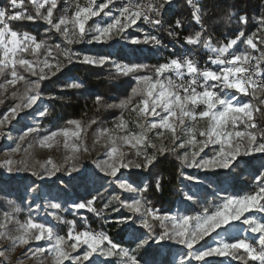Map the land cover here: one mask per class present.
I'll list each match as a JSON object with an SVG mask.
<instances>
[{
  "label": "snow or ice",
  "instance_id": "snow-or-ice-1",
  "mask_svg": "<svg viewBox=\"0 0 264 264\" xmlns=\"http://www.w3.org/2000/svg\"><path fill=\"white\" fill-rule=\"evenodd\" d=\"M185 3L190 9L191 20L200 27V31L184 38L185 43L202 45L214 53L215 58L209 59L219 66L217 71L199 68L187 57L172 58L157 66L124 63L112 59L111 53L81 56L72 50L74 44L106 43L117 37L133 45L160 46L161 41L156 35L144 33L140 39L125 33L138 21L150 25L154 31L162 29L165 5L171 7L173 0H122L119 6H116V0L100 3L87 0L86 6L77 5L72 15L66 12L55 19L58 0H7L6 5L0 6V96L9 94L11 100L10 104H5V99L0 98V105L5 107L0 113V138L9 142L5 150L7 158L0 162V168L9 174L27 172L39 181L56 177L58 173L73 176V173L81 172L80 154L94 150L103 141L104 158L95 162L103 176L98 173L87 176L85 170V179L96 183L107 178L108 186L135 194L121 199L114 188V194L107 198L103 208L98 209L94 205L102 193L94 189L96 195L89 191L91 198L83 197L69 205L77 214L87 209L97 217H101L113 202L118 206L111 207L112 212L125 208L131 215L121 216L116 222L126 226L132 246L123 247L103 231L94 232L90 228L77 231L75 220H66L59 214L68 210L64 207L68 201L45 194V217L69 225L66 235L58 234L56 223H50L47 218L38 219L42 205L37 199L41 197L42 189L33 181L26 188L33 198L27 205L28 216L23 222L17 218L23 209L16 200L8 199L6 208L0 209V264H14L13 255L18 248L21 255L15 264H25V261L32 264H165L162 259L146 258L153 244L165 241L184 249L175 264H224V260L209 258H226L228 264L233 261L264 264V171L257 170L253 192L218 197V203H209L196 214L161 213L143 197L147 185H137L135 180L122 174V170L130 169L147 171L154 166L158 156L169 153L179 161L182 179L199 184L200 178L186 175L184 169H230L233 165L239 167L243 156L264 154V70L261 68L264 65V13L252 18L256 28L250 34L245 31L249 17H235V13H229L226 19L232 21L235 18L240 28L235 38L216 46L206 35L200 0H185ZM94 17L100 19L86 29L88 21ZM18 21L43 22L47 25L46 32L59 34V42L49 43L48 39L38 40L36 35L14 30L12 22ZM181 26L177 20L175 28ZM168 34L177 35L175 31ZM239 44H245L258 54L245 50L230 53ZM65 61L67 64L109 65L117 76L132 75L136 81L131 95L119 104L106 103L102 96H95L98 109L118 108L121 114L112 127L98 125L91 149L86 142V133L92 125H97L96 120L87 124L79 120L68 121L74 130L42 127L48 108L43 103L41 84L61 71ZM166 73H173L177 79ZM65 87L81 89L84 84L71 81ZM125 112L134 117L132 123L138 131L129 127ZM25 117H31V121L17 129ZM201 120L206 121V127L199 126ZM150 134L161 143L153 142ZM58 136L64 137L63 148L67 150L64 161L56 163L48 158L41 163L35 160L33 150L37 147L52 149L60 144L55 140ZM205 149H209L211 155ZM161 180L160 176L155 177L157 190L161 188ZM183 196L188 202H197L196 194L191 190ZM48 209L52 211L48 212ZM233 232L240 235L234 236ZM206 237H211V242ZM40 241L45 244L36 245Z\"/></svg>",
  "mask_w": 264,
  "mask_h": 264
},
{
  "label": "trees",
  "instance_id": "trees-1",
  "mask_svg": "<svg viewBox=\"0 0 264 264\" xmlns=\"http://www.w3.org/2000/svg\"><path fill=\"white\" fill-rule=\"evenodd\" d=\"M6 3V1L0 0V6L6 5ZM116 3L119 6L121 2ZM200 3L204 11L203 22L205 29H207L206 35L211 37L212 43L216 46L226 44L230 39L235 38V34L240 28V25L235 22V18L232 21L226 19L229 13H235V17H239L240 15H247L249 17V25L245 28L246 34L255 31L256 25L252 18L264 13V0H200ZM65 4H67L66 0H58V7L54 11V19L60 15H64ZM28 7L29 11H31L30 6ZM165 9L164 26L159 30L161 36H159L158 32V38L163 44L174 45V47L175 44L178 46L187 45L184 38L200 31V27L191 20L190 9L186 5L185 0H174L173 5L171 7L165 5ZM177 20L181 22L182 26L180 28H175ZM12 27L19 32H28L29 34L36 35L38 40L48 39L49 43L59 42V34L46 32L47 25L41 21L12 22ZM169 31H175L177 35L170 36L168 34ZM137 35L138 38L143 39L142 35ZM121 42L122 40L117 37L115 40L100 43L91 49L90 47L83 46H79L78 49L81 53H97L100 56L111 53L112 59H115L116 55H119L120 61L124 63L133 62L157 66L167 62L169 56L172 58L176 57L171 51L168 52L165 48L162 50L150 43L123 45ZM192 47L196 51V56L200 58V62L207 59V52L202 45H192ZM234 49L235 52L245 50L251 54H258L245 44H239ZM207 64L209 65V63ZM64 65L55 76L46 79L41 84V92L45 97L44 102L48 106V115L43 119L42 127L48 130L69 127L74 130V126L67 124L68 121L79 120L87 124L91 120H96L98 122L97 125H92L91 128L87 129L86 133V142L90 147L96 138L98 125L111 127L121 114V110L118 108L98 109L94 103L95 96H102L106 103L119 104L120 100L131 95V89L136 87V81L132 75L117 76L115 70L109 65L94 66L80 62L67 64L66 61ZM261 68L264 70V65ZM166 75L173 77V73H166ZM71 81L82 82L84 87L81 89L66 88L65 85ZM50 96H54L56 99H47ZM0 98L5 99V104L11 103L9 94L0 96ZM4 111V105H0V113ZM124 115L126 116L128 113L125 112ZM37 149L38 147L33 150V157L39 161ZM151 151L149 149V152ZM205 152L211 155L209 149H205ZM95 154H97L96 150ZM65 156L63 155L58 163H62ZM241 160L242 162L239 167L233 165L230 169L205 171H189L184 169L188 175L199 177L201 181L199 184L182 179L180 176V163L174 155L169 153L158 156L154 162V166L150 167L147 171L143 169H130L122 170V174L135 180L137 185H147V191L143 192V197L161 213H172L181 204L185 213L196 214L202 207L208 206L209 203L216 204L217 198L221 195L243 196L256 189L254 177L257 174V170L264 171V154L253 153L252 155L241 157ZM79 163L81 165L80 173H73L71 178L63 173H58L54 183L50 185L44 181L42 186L51 193V196H59L61 201L68 202L83 197L91 198L88 196V192L92 191V194L96 195L94 189H98L102 195L97 198L94 206L98 209L103 208L111 193L101 188V184H104L106 180L104 179L96 183L86 180L85 170L90 171L93 164L81 160H79ZM98 174L102 176L101 173L98 172ZM12 175H15V173ZM17 175L21 178L20 182L13 177L5 185H3V181H0V209L6 208L8 199L16 200L17 204H20L23 209L21 213L17 214V218L23 222L28 216L27 205L33 198L32 196L24 197V192H27L25 180H29L31 183L36 181V184H38L39 180L31 175L22 176V173ZM156 176L162 178L159 190L155 188L154 182ZM73 177L76 178L73 179ZM189 190L196 194V203L188 202L184 199L183 193ZM131 195H123L122 199L131 197ZM21 198L24 199L21 200ZM68 204L64 205V207L69 209ZM32 207L35 208V204H32ZM123 211L128 213L125 208H123ZM59 214L66 220H75V227L81 229L90 228L94 232L106 231L103 218L97 217L89 211H79V214L72 215L67 210L60 211ZM43 218V213L40 211L38 219ZM0 219H2V216H0ZM55 231L60 235H66L69 231V225L56 223ZM173 252L174 249L170 246L152 245L146 258L162 259L165 261V264H170ZM143 254L141 252V255ZM232 264H238V262L233 261Z\"/></svg>",
  "mask_w": 264,
  "mask_h": 264
},
{
  "label": "rangeland",
  "instance_id": "rangeland-1",
  "mask_svg": "<svg viewBox=\"0 0 264 264\" xmlns=\"http://www.w3.org/2000/svg\"><path fill=\"white\" fill-rule=\"evenodd\" d=\"M96 2L97 3H100V2H102V0H96ZM116 2H122V0H116ZM173 2H174V0H173ZM86 4H87V0H70L69 3L65 4L64 8H65V11L67 12V14L72 15L74 13L75 8H76L77 5L86 6ZM116 6H117V3H116ZM101 15H103V14H101ZM99 19H100L99 17H94V18H92V20H89L88 23H87V25H86V29L88 27L92 26L93 22L91 23V21H95V20H99ZM141 29H143V31H141ZM158 32L159 31L152 30L150 25L143 24L141 21H138L137 22V25H133L131 28H129L127 30V32L125 33V35L130 36V37H138L137 34L144 36V33H149L150 35H156L157 38H158V35L160 34V32H159V34H158ZM159 36H161V34ZM120 40H122V39H120ZM99 44L100 43H93V44L78 43V44L72 45L71 47H72V50L73 51L79 53L81 56L82 55H85V54L92 55V56H100L97 53H90V52H86V53L82 52L81 53L79 51V49H78L79 46L90 47V49H91V48H94L95 46H97ZM121 44L128 45V44H131V43H129V42L125 41V40H122ZM185 46H178V45L175 44V47H174V45H169V44L166 45V44H163L161 42V45L160 46H157V47L158 48H161L162 50H163V48H165V49L168 50V52L171 51V53L176 56L175 58H177V57L183 58L184 55H186L190 59H193L196 62L197 66L199 68H209V69H211L213 71H217L218 70L219 66L218 65H215V64H212V63H209V65H208L207 64L208 63L207 59H205L206 61L204 60V61L200 62V58L196 56V54H195L196 51H194L195 49L192 47V45H185ZM204 50L207 52V55H206L207 57L214 56L215 55L214 53L210 52L207 49H204ZM183 52H185V53H183ZM233 52H235V49H234ZM114 54L116 55V53H114ZM118 56L119 55H116L115 60L120 61V56L119 57ZM170 59H172L171 56L168 57V60H170ZM172 78L174 80L177 79L174 76V74H173V77ZM177 82H179V81L177 80ZM209 83H214V82H211L210 81ZM198 90H200V89H198ZM43 103H44V105L47 106V104L44 101H43ZM39 104H40V102L38 101V105ZM47 108H48V106H47ZM21 115L23 116V113ZM17 119H20V118L18 117ZM125 119L129 122V127L130 128H132L133 130L138 131V129H135V125L132 123V120L134 119V117H131L128 114V115L125 116ZM30 121H31V117H25L23 120L20 121V124L17 125V129H19L21 127V125L26 124V123H29ZM13 123H16V122L13 121ZM42 125H43V122H42ZM112 125H111V127H112ZM199 126L200 127H206L207 126L206 121L201 120L199 122ZM13 135H16V132H13ZM150 136L152 137L153 142L157 143L158 145L161 143V141L159 139L155 138L152 134H150ZM55 140L60 141V144L55 145L52 149L39 148L38 147V149H37V157H38V159H39L40 162H44L48 158H51L54 162H57L58 163V162H60V160L63 157V155H67V150H65L63 148L64 137L58 136V137L55 138ZM102 143H103V141H101V144ZM165 143H167V141H165ZM101 144H97L94 150H91V151H89L87 153H83L82 152L80 154V156H79V160H81L83 162H91L93 164L92 165L93 167L91 168L90 171L86 170L87 176H93L94 174H97L99 172V170L95 167V162L98 161V160H102L104 158V156H103L104 148L101 146ZM92 146H93V142L91 143V146L89 148L91 149ZM8 147H9V142L6 141V140H4V139H2V138H0V162H2L4 159L7 158V154H6V151L5 150ZM95 150L97 151V154H95ZM16 158L19 159V156H17ZM187 170H189V171H193V170L194 171H201V170H198V169H195V168L187 169ZM101 174L103 176V173H101ZM185 174L188 175V173L186 171H185ZM25 175H31V174L30 173H27V172L22 173V176H25ZM123 176H125V175H123ZM12 177L15 178V179H18L19 182L21 180V178L19 177V175H17V174H15V175L9 174V173H7V171L5 169L0 168V181H3L4 182L3 185H5V183L9 182V180ZM68 177L71 178L72 176H68ZM55 180H56V177H52L50 179H46L45 181L51 185L52 183L55 182ZM105 180L106 181L103 184L104 187H101V188L102 189L107 188L108 189L107 191L111 192L109 194V197H110L112 194H114V191L113 190H114L115 186H111V187L108 186V184H107V178H105ZM43 182L44 181H39L38 182V185H41L42 191H41V197L37 199V203H40L42 205L40 211L43 213L44 218H47L48 221L50 223H52L53 221L51 220V217H45V208L43 206L47 204V199H44L43 196L45 194H49L50 192L44 186H42V183ZM25 185L27 187L29 185H32V183L29 180H25ZM3 187H5V186H3ZM115 191H116L117 194H120L121 195V199H122V196L123 195L130 194V193H124L123 190H119L118 188H115ZM185 192H188V191H185ZM134 195L135 194H132L131 196H134ZM26 196H32L33 197L32 194H29L27 192H24V197H26ZM222 196H226V195H221L219 197H222ZM53 202H56V201L54 200ZM71 202H72V200L68 202L69 203L68 204V207H69V205H70ZM218 202L219 201L217 199V203ZM113 206H118V205H116L115 202H113V205H111L109 207V209L107 211H105L104 214L101 216L103 218L104 224L106 226V231H104V232L107 233L114 242H117V243L121 244V246H123V247H130L132 245L130 243V238H129V234H128V231H127L126 226L123 225V224H119L116 221L121 216H130L131 213H125L123 211V208L120 209V212H112L111 211V207H113ZM47 211L48 212H51L52 210L48 209ZM68 211H70L72 213V215H75L77 213L75 210H72L70 207H69ZM80 211H88V210L87 209H83V210H80ZM177 211H179L181 213H185L184 210H183V205L180 204L178 206V208H176L172 213H169V214H175V213H177ZM245 215H249V213H245ZM236 223L238 224L239 222H236ZM85 229H87V228L81 229V228L76 227V230L77 231H83ZM96 232H99V231H96ZM232 234L234 236H239L240 235L239 232H233ZM212 236H215V233H213ZM206 239L209 242H211V237H206ZM3 243L6 244L7 241H3ZM201 243H203V241ZM44 244H45V241L36 242V245H44ZM153 245H157V244H153ZM160 245H163V247L164 246L165 247L170 246V247H172L174 249V252H173V255H172V261H171L170 264H175V262L179 260V255L184 251V249L182 248V246L176 245V244H174L172 242L165 241V242H162ZM197 247H199V245H197ZM20 255H21V250L18 248L17 251H16V253L13 255V262H14V264H15V261L17 260V258L20 257ZM94 259H95V257H94ZM209 259H213V260H216V259L224 260V264H228V260L226 258H209ZM25 264H32V262L31 261H25ZM66 264H69V262H66ZM194 264H195V262H194Z\"/></svg>",
  "mask_w": 264,
  "mask_h": 264
},
{
  "label": "built area",
  "instance_id": "built-area-1",
  "mask_svg": "<svg viewBox=\"0 0 264 264\" xmlns=\"http://www.w3.org/2000/svg\"><path fill=\"white\" fill-rule=\"evenodd\" d=\"M1 1H6V2H7V0H1ZM66 1H67V3L70 2V0H66ZM66 10H67V9H66ZM65 13H66V11H65ZM232 52H233V49L230 50V53H232ZM183 53H185V52H183ZM253 55H256V54H253ZM184 57H187V56L184 55ZM209 57H213V58H215V55H214V56H209ZM209 57H207V61H208V63H211ZM187 58H189V57H187ZM185 78L187 79V77H185Z\"/></svg>",
  "mask_w": 264,
  "mask_h": 264
}]
</instances>
